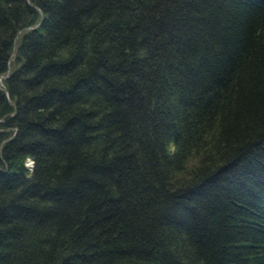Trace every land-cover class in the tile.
<instances>
[{"label": "trees", "instance_id": "1", "mask_svg": "<svg viewBox=\"0 0 264 264\" xmlns=\"http://www.w3.org/2000/svg\"><path fill=\"white\" fill-rule=\"evenodd\" d=\"M0 264H264V0H0Z\"/></svg>", "mask_w": 264, "mask_h": 264}, {"label": "rangeland", "instance_id": "2", "mask_svg": "<svg viewBox=\"0 0 264 264\" xmlns=\"http://www.w3.org/2000/svg\"><path fill=\"white\" fill-rule=\"evenodd\" d=\"M28 160H33V159H32V158H28ZM28 160H27V161H28ZM26 163H27V162H26ZM33 163H34V160L31 162V166L34 165ZM31 166L29 165V167H31Z\"/></svg>", "mask_w": 264, "mask_h": 264}, {"label": "bare ground", "instance_id": "3", "mask_svg": "<svg viewBox=\"0 0 264 264\" xmlns=\"http://www.w3.org/2000/svg\"><path fill=\"white\" fill-rule=\"evenodd\" d=\"M33 160H28L27 161V164H28V166L30 165L31 166V162H32ZM34 164V163H33ZM32 167V166H31Z\"/></svg>", "mask_w": 264, "mask_h": 264}, {"label": "clouds", "instance_id": "4", "mask_svg": "<svg viewBox=\"0 0 264 264\" xmlns=\"http://www.w3.org/2000/svg\"><path fill=\"white\" fill-rule=\"evenodd\" d=\"M28 165V164H27Z\"/></svg>", "mask_w": 264, "mask_h": 264}, {"label": "water", "instance_id": "5", "mask_svg": "<svg viewBox=\"0 0 264 264\" xmlns=\"http://www.w3.org/2000/svg\"><path fill=\"white\" fill-rule=\"evenodd\" d=\"M8 75V74H7Z\"/></svg>", "mask_w": 264, "mask_h": 264}]
</instances>
